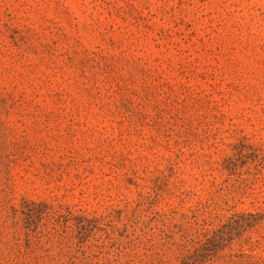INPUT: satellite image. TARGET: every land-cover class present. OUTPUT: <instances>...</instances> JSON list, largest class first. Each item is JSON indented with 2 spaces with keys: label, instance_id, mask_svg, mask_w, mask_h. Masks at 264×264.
<instances>
[{
  "label": "rangeland",
  "instance_id": "rangeland-1",
  "mask_svg": "<svg viewBox=\"0 0 264 264\" xmlns=\"http://www.w3.org/2000/svg\"><path fill=\"white\" fill-rule=\"evenodd\" d=\"M0 264H264V0H0Z\"/></svg>",
  "mask_w": 264,
  "mask_h": 264
}]
</instances>
